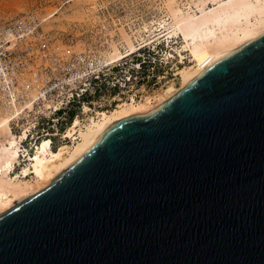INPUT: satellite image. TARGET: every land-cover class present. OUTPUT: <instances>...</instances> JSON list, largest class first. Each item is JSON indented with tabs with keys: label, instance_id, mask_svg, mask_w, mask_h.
I'll return each instance as SVG.
<instances>
[{
	"label": "water",
	"instance_id": "95a60500",
	"mask_svg": "<svg viewBox=\"0 0 264 264\" xmlns=\"http://www.w3.org/2000/svg\"><path fill=\"white\" fill-rule=\"evenodd\" d=\"M0 264H264V32L0 215Z\"/></svg>",
	"mask_w": 264,
	"mask_h": 264
},
{
	"label": "built area",
	"instance_id": "2783aa9c",
	"mask_svg": "<svg viewBox=\"0 0 264 264\" xmlns=\"http://www.w3.org/2000/svg\"><path fill=\"white\" fill-rule=\"evenodd\" d=\"M112 20L113 25H126L136 48L147 44L160 58H174L170 47L161 46L158 33L137 32L135 25L122 23L120 17ZM42 22L37 11L0 22V112L10 114L17 131L26 128L22 143L28 147L41 137L67 140L64 130L82 113L84 103L93 108L95 98L106 95L97 108L107 110L126 98L125 91L137 84L144 67L151 68L141 52L100 64L96 41L86 37L76 41L44 30ZM78 42L79 49L74 50ZM131 94L138 97L137 91Z\"/></svg>",
	"mask_w": 264,
	"mask_h": 264
},
{
	"label": "bare ground",
	"instance_id": "6f19581e",
	"mask_svg": "<svg viewBox=\"0 0 264 264\" xmlns=\"http://www.w3.org/2000/svg\"><path fill=\"white\" fill-rule=\"evenodd\" d=\"M186 6L174 14L171 24L165 27V31L160 32L159 37L162 36L167 45H172L178 55L176 57L183 59L184 54H188L189 64L176 63L173 77L153 93H145L139 100L130 96L127 100L121 99L107 110L93 109L84 103L81 110L83 115L76 119V116L81 115L76 114L64 130V136L69 138V141L58 143L49 137H41L33 157H30L29 151L22 143L27 136L26 128L22 126L19 134H14L17 131V123L10 114L0 112V128L7 127L9 132H12L11 139L0 143V176L12 170L17 164L15 161L20 160L26 151L34 169V174L30 175L26 184L21 187L6 189L0 186V215L47 187L86 146L109 127L122 119L146 114L155 109L183 89L214 58L238 49L264 32V0H195L193 3L191 0ZM172 38L176 40L172 42ZM179 42L180 45H173ZM96 44L98 45L97 42ZM73 48L78 50L79 45L76 44ZM101 48H104L103 42L99 44L100 64L110 60L119 61L131 53L138 52L147 56L150 66L169 62L153 53L147 44L139 49L134 42L127 41V47L112 56L104 55L105 51H109H101ZM170 57L175 55L171 54ZM54 143H58L55 148L52 147ZM17 176L18 172L10 178ZM8 184L12 186L13 181Z\"/></svg>",
	"mask_w": 264,
	"mask_h": 264
},
{
	"label": "rangeland",
	"instance_id": "374dc122",
	"mask_svg": "<svg viewBox=\"0 0 264 264\" xmlns=\"http://www.w3.org/2000/svg\"><path fill=\"white\" fill-rule=\"evenodd\" d=\"M191 0H0V22L8 20L11 17L22 15L26 12L37 11L41 16L44 30L63 33L64 36H73L76 41L82 40L84 37L90 38L91 42L96 41L98 45L104 43L105 54L115 55L118 50L127 47V41H133L131 33L121 24H112L117 17L121 18L122 23L128 22L135 25L137 32H156L160 34L165 27L171 24L174 14L181 9H185ZM195 0H192V3ZM210 5H213L209 2ZM192 5V4H191ZM194 7V6H193ZM170 23V24H169ZM129 24V25H130ZM159 36V35H158ZM108 39V40H107ZM161 46L174 51L175 57L170 59L168 63H157L151 68L143 69L140 79L134 86H130L125 91L123 100H127L132 96L131 93L137 91V100L141 99L147 93H153L166 80L173 77L175 64H189V55L184 54V58L176 57L177 53L172 45L162 40ZM180 41L179 38H177ZM176 40L175 38H172ZM182 40V39H181ZM160 41V42H161ZM79 46V42L77 43ZM171 44V43H170ZM173 45H180V42ZM134 52V51H133ZM178 56V55H177ZM110 60L107 63H111ZM182 61V62H179ZM146 93V94H145ZM128 94V96H127ZM107 99L106 95L95 98V106L102 104ZM92 113V111H90ZM76 116V119L83 115ZM12 132L7 127L0 128V143L8 141L12 138ZM14 134H19L15 131ZM66 141V140H65ZM69 141V138L67 139ZM62 142V141H61ZM39 141H36L31 147L25 145L33 157L35 149ZM60 143V142H58ZM58 143L52 144L55 148ZM27 152V151H26ZM22 155L20 160L15 161V166L8 171L6 175L0 176V186L6 189H17L26 184L30 175L34 174L32 160L27 158V153ZM18 172V176L10 178ZM8 175H10L8 177ZM13 181L12 186L8 182Z\"/></svg>",
	"mask_w": 264,
	"mask_h": 264
}]
</instances>
